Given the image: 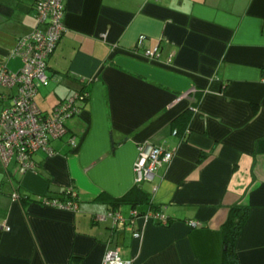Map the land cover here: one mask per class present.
Masks as SVG:
<instances>
[{"label": "crops", "instance_id": "0c3cea01", "mask_svg": "<svg viewBox=\"0 0 264 264\" xmlns=\"http://www.w3.org/2000/svg\"><path fill=\"white\" fill-rule=\"evenodd\" d=\"M63 1L66 30L36 103L49 113L75 91L88 99L53 154L32 156L33 171L0 160V264H101L108 249L133 264H223L221 226L233 205L249 208L237 263L264 264V0ZM35 2L0 0V65L9 71L22 66L12 53L36 27ZM145 142L174 156L137 186ZM135 187L168 226L138 216L114 231L110 219L95 221L114 208L129 219V203L112 204ZM67 188L75 211L35 199ZM13 191L31 199L13 200Z\"/></svg>", "mask_w": 264, "mask_h": 264}, {"label": "built area", "instance_id": "2783aa9c", "mask_svg": "<svg viewBox=\"0 0 264 264\" xmlns=\"http://www.w3.org/2000/svg\"><path fill=\"white\" fill-rule=\"evenodd\" d=\"M36 19L34 30L17 40L13 56L20 58L22 66L12 72L5 65H0V88L10 90V94L0 92V160L5 164L14 161L18 173L25 174L35 169L32 156L37 152L53 154L52 142L63 138L67 132L69 119L79 116L88 99V93L78 90L57 104L49 113L42 112L36 96L41 86L48 81V60L62 39L66 30L64 23L65 5L63 0H36L33 5ZM105 37V34L102 35ZM158 47L146 50L144 56L154 59L158 55ZM182 97L178 98L180 100ZM195 112L197 109L191 107ZM189 133V130L186 131ZM177 135L176 131L173 132ZM68 143L76 146V137L72 135ZM174 152L150 143L137 146V157L133 170L137 186L152 183L160 168L169 164ZM153 191L157 187L154 186ZM67 198L50 199L38 197L45 205L63 210L75 211L78 207V195L72 188L66 190ZM16 191L12 199L19 200ZM140 216L135 209L130 212V218L125 219L121 212L114 211L97 216L95 221L111 220L112 228L124 227L131 229L134 219ZM157 225L168 226L169 220L161 211L148 212L142 215ZM198 223H191L196 227ZM133 237L139 239L141 233L133 232ZM101 264H133L130 259L122 256L117 249L106 250Z\"/></svg>", "mask_w": 264, "mask_h": 264}, {"label": "trees", "instance_id": "16d2710c", "mask_svg": "<svg viewBox=\"0 0 264 264\" xmlns=\"http://www.w3.org/2000/svg\"><path fill=\"white\" fill-rule=\"evenodd\" d=\"M190 111L193 112L192 110ZM185 130H184V134H185ZM176 133L179 134L180 132L176 130ZM66 190L67 189H64L61 192L62 196L60 198H53V199L65 200L67 198ZM29 199L31 198L28 195H22V196L20 195V200H29ZM35 199L39 200L37 197ZM121 202L129 203L133 207V209H135L139 204H143V203H148V205L152 206L151 201L149 199V195L138 187L132 189L130 192H128V194H126L122 199H120V201L114 202L112 205L116 207L119 204H121ZM152 208L154 209H152V211L150 212L160 211L159 209H156V207L152 206ZM111 211L114 212L117 211V209L114 208ZM146 213H142L140 214V216ZM248 215H249L248 207L241 205H233L229 208L228 218L221 226V239L223 243V253H222L223 264H238L235 254V244L240 234V231L248 218ZM169 224H170V220H169Z\"/></svg>", "mask_w": 264, "mask_h": 264}, {"label": "water", "instance_id": "95a60500", "mask_svg": "<svg viewBox=\"0 0 264 264\" xmlns=\"http://www.w3.org/2000/svg\"><path fill=\"white\" fill-rule=\"evenodd\" d=\"M119 227L112 228L114 231L118 230Z\"/></svg>", "mask_w": 264, "mask_h": 264}]
</instances>
